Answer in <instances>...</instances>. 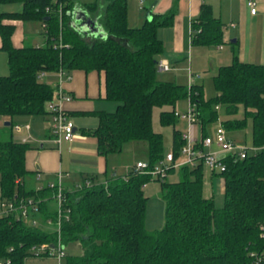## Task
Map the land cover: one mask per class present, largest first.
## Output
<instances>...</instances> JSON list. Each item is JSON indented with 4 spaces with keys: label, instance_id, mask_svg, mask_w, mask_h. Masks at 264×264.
Segmentation results:
<instances>
[{
    "label": "trees",
    "instance_id": "1",
    "mask_svg": "<svg viewBox=\"0 0 264 264\" xmlns=\"http://www.w3.org/2000/svg\"><path fill=\"white\" fill-rule=\"evenodd\" d=\"M21 2L19 10L0 9V48L7 53L8 73L0 75V115L47 114V103L57 97L58 83L42 80L41 72L68 73L96 69L104 73V96L117 102L112 111L96 110L98 124L83 132L96 139L99 154L120 152L130 141H145L148 168L165 154L164 137L152 126L153 107H160L162 125L172 124L177 101L194 103L201 136L206 125L218 118L223 106L225 129H238L251 119L252 144L246 156L225 155V169L212 171L224 179V205L218 207L203 193L204 164L170 166L163 177H151L133 166L125 174L104 172L84 175L65 184L69 215L55 229L54 189L48 184L29 185L25 153L28 141L13 137V122L0 129V197L32 196L39 199L32 214L47 225L31 224L21 216H0L1 264H25L40 243L65 246L75 242L80 253L63 256L65 264H264V62L242 61L237 55L220 64L212 74L215 93L204 96L203 86L178 83L157 76L163 51L157 28L172 22L173 12L152 13L139 26L127 24L126 0H0ZM91 18L98 31L83 30L76 11ZM7 19L39 21L42 44L15 46V24ZM222 22L204 4L192 21V43L222 42ZM242 107L244 116L234 115ZM233 116V117H232ZM185 142L182 131L173 129V159ZM178 171L177 180H168ZM160 182L164 201L161 227L147 229L148 196L144 186ZM76 183H80L77 187ZM53 201L50 208L47 202ZM49 226V227H48ZM39 256H47L43 253Z\"/></svg>",
    "mask_w": 264,
    "mask_h": 264
},
{
    "label": "crops",
    "instance_id": "2",
    "mask_svg": "<svg viewBox=\"0 0 264 264\" xmlns=\"http://www.w3.org/2000/svg\"><path fill=\"white\" fill-rule=\"evenodd\" d=\"M255 1L256 11L252 13L246 0H126L127 24L129 26H139L146 19H149L152 13L172 11V22L157 28V35L163 44V51L158 58L168 64V69L159 71L169 73L171 75L170 80L187 85L191 73L199 74V77H196L193 82L202 84L200 82L202 78L200 68L205 67L213 74L220 64L230 62L234 55H237L242 61L264 62V0ZM204 4L210 6L212 14L223 23L222 42L220 43L200 44L191 41V23L197 21ZM228 37L231 44L229 48H225L223 43ZM23 41L22 37L21 44H14L13 41L12 43L15 46H20ZM195 45L199 47L194 49ZM211 45L216 46L211 49ZM193 49L198 54L199 67L195 65ZM5 53L6 51L0 48V59L5 58ZM185 59L189 63L184 61ZM186 64L189 65L186 74L187 82H185L186 80H178L175 73L177 68H180V66L185 68ZM194 66L197 68L193 70ZM67 74L70 76L66 77ZM43 76L42 80H45ZM58 82L57 75V80L52 85ZM60 87L63 92L71 96V99L62 100L61 103L74 122L75 133L70 142L62 141L60 145H57L53 140L49 124H43L39 119L40 117H36L40 114L15 115L22 121L32 122L31 127L26 131L29 135L28 142L31 143V147L25 153V166L30 173L27 179L29 183L33 182L32 186L46 185L56 179L59 172L62 173L65 184L69 185L79 182L84 175L96 174L102 179L104 172L107 170H110L113 174H125L137 161L146 160L147 153L144 156L135 153L137 147L143 146L136 141L137 143H133L134 145L130 150L133 156L128 162L127 169L121 172L115 164L117 161L112 159L114 154L120 152L112 153L109 156L99 154L95 137L83 132L84 128H93L98 124V115L94 111H112L117 104L115 100L104 96L103 71L96 69L88 71L84 69L70 70L62 76ZM183 101L186 102L184 108H182L183 111L187 108L188 98H183L177 101L176 108L178 110H180L178 106ZM42 115L44 116L43 120L49 122V115ZM10 119L13 122V118L10 116L1 115L0 129L7 126L5 122L10 121ZM182 119L186 124V128L181 129L184 132L188 127L187 121L184 118ZM189 128L194 138L201 136V129L197 122L191 124ZM13 137L15 138L14 135ZM15 139L22 140L21 138ZM207 170L211 185H213L217 179V174H213L209 168ZM221 181L222 190H224L223 177Z\"/></svg>",
    "mask_w": 264,
    "mask_h": 264
},
{
    "label": "built area",
    "instance_id": "3",
    "mask_svg": "<svg viewBox=\"0 0 264 264\" xmlns=\"http://www.w3.org/2000/svg\"><path fill=\"white\" fill-rule=\"evenodd\" d=\"M246 3L250 12L254 13L256 11V1L246 0ZM191 33H193L192 23ZM157 68L159 70L168 69V64L163 60H159ZM43 74L44 72L40 73V75ZM64 74L65 72L62 69L57 71L59 81L57 97L52 101H49L46 106L47 114L49 115L50 131L53 135V140L57 145H60L62 141L70 142L74 138L75 133L73 119L61 105L62 100L71 99V96L63 92L60 87V81ZM69 76V74L66 75V77ZM196 77H199V74L191 73L188 85H190ZM174 114L180 118H184L188 123V128L182 132L185 142L180 148L179 157L176 160L173 159V150L170 147V149L165 152L164 156L152 168L149 169L147 167L148 163L146 160H139L133 165L135 171L150 173L151 177H163L167 174V169L170 166H177L179 164L194 165L197 161L201 160L211 171L219 172L225 169V163L223 161L225 155L230 154L244 157L248 152L259 148L255 145L248 147L246 144L235 143V141L227 135V131L221 123L216 127L213 135L207 134L205 136H200L199 138H194L189 130V126L196 123L197 118L194 103L189 97L187 108L184 111L175 108ZM13 127L18 131H28L30 125L28 123L23 125L13 124ZM22 141H28V136H24ZM47 184L54 189L53 197L56 206L55 229L59 231L62 220L66 219L69 215V207L65 205L66 196L64 193V180L62 173L59 172L56 179ZM76 185L79 187L80 183H76ZM38 203L39 199L32 196L13 198L0 197V216L15 214L16 216H21L31 224H50L52 222L50 218H47L46 221L42 222L38 217L32 214L38 210ZM65 248V244H62L60 239H58L55 244L45 242L40 243L39 245H33L31 250L35 256H39L46 252L47 256H54L57 259L58 264H60L66 252Z\"/></svg>",
    "mask_w": 264,
    "mask_h": 264
},
{
    "label": "rangeland",
    "instance_id": "4",
    "mask_svg": "<svg viewBox=\"0 0 264 264\" xmlns=\"http://www.w3.org/2000/svg\"><path fill=\"white\" fill-rule=\"evenodd\" d=\"M22 4L21 2H11V3H4L0 4V8L4 10H19L21 8ZM8 21L12 22L15 24L14 28V33L12 37V41L14 44H21V38L23 37V43H40L42 44L44 42V35H43V27L42 24L39 21H23L21 19H7ZM230 38L228 37L225 42L223 43L225 48L230 47ZM199 45V44H196ZM194 46L199 47V46ZM216 45H211L210 48L213 49L215 48ZM193 49V55L195 65H200L198 63V54L196 53V50ZM184 61H187L186 59ZM187 63H189L187 61ZM189 66V65H188ZM188 66L186 64L185 68L181 67L177 68V71L175 72L177 75V79L181 81H185L186 74H187V69ZM199 67V66H198ZM197 68L194 66L193 70ZM201 73H202V78L200 79V82L202 83L203 86V92L204 96L209 97L212 96L215 93V88L213 86L212 82V74L209 72V70L205 67L200 68ZM199 70V69H198ZM171 72V71H170ZM174 71L172 70V73ZM8 73V65H7V55L5 53V58L0 59V75ZM157 76L161 79H170L171 75L165 71H157ZM45 79L44 81L53 84L54 81L57 80V73L56 72H46L45 75L43 76ZM187 82V80L185 81ZM187 98V97H186ZM184 102V103H183ZM181 105L178 106L180 111H183L182 108H184L186 102L183 101ZM161 108L160 107H153L152 111V126L155 131H160L163 134L164 137V150L167 151L170 149V146L172 145V133L173 129L179 128V129H185L186 124L182 118H178V120L172 124H167V125H162L159 119V112ZM1 116V115H0ZM244 116V111L243 108L240 107L238 112L234 115L236 118H242ZM36 117H40L39 119L43 124H49L50 122L43 120V115L40 114ZM227 117L223 106L218 107V118L206 125L207 131L209 134L213 135L214 130L216 127L221 123L220 121L225 119ZM233 117V116H232ZM42 118V119H41ZM46 121V122H45ZM25 123H28L31 127V123L28 121H22L16 116L13 117V124H20L23 125ZM47 124V125H48ZM188 125V123H187ZM33 128V127H32ZM34 130V129H33ZM13 135L15 138H23L24 136H29L27 135L26 131L23 130H16L14 127L12 128ZM32 133V132H31ZM30 133V134H31ZM227 135L229 137H232V139L235 141L237 144H246L248 147L252 146V134H251V119L249 117L246 118V125L242 128L238 129H228L227 130ZM31 136V135H30ZM33 136V134H32ZM140 143L139 148L135 150V153L140 154V155H145L147 153V146L146 142L139 140L137 141ZM136 141L130 142V144L126 143L123 147V149L120 151V153L114 154L112 156L115 162L116 166L118 167V170L125 171L128 166V162L130 158L133 156L130 150L133 147V143H137ZM207 166L204 165V177H203V193L205 196H208L213 199L214 204L218 207H221L224 205V192L222 190V177L221 175L217 174V179L214 181L213 185H211V181L208 177V170ZM179 177L178 171L176 170L175 172L169 173L167 176L168 180H177ZM40 182V181H39ZM33 182L29 183V185H32ZM144 191L146 195L148 196L147 200V206H146V215H145V227L147 229H154L161 227L163 222H164V201L160 195V182L157 180H151L149 181L145 187ZM48 206H52L53 201H48L47 202ZM49 227V226H48ZM66 252L70 254L74 253H80L81 252V247L78 243H68L65 248ZM25 264H58L57 259L54 256H29L25 260ZM60 264H65L64 258H62Z\"/></svg>",
    "mask_w": 264,
    "mask_h": 264
},
{
    "label": "water",
    "instance_id": "5",
    "mask_svg": "<svg viewBox=\"0 0 264 264\" xmlns=\"http://www.w3.org/2000/svg\"><path fill=\"white\" fill-rule=\"evenodd\" d=\"M75 20L79 22L83 30H89L91 32H97L99 30L94 21L91 18L87 17L83 11H76ZM9 123V120L5 122L6 125H9Z\"/></svg>",
    "mask_w": 264,
    "mask_h": 264
}]
</instances>
